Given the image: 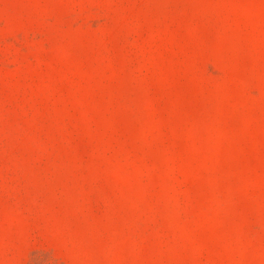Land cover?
Here are the masks:
<instances>
[{
	"label": "rangeland",
	"instance_id": "rangeland-1",
	"mask_svg": "<svg viewBox=\"0 0 264 264\" xmlns=\"http://www.w3.org/2000/svg\"><path fill=\"white\" fill-rule=\"evenodd\" d=\"M0 264H264V0H0Z\"/></svg>",
	"mask_w": 264,
	"mask_h": 264
}]
</instances>
